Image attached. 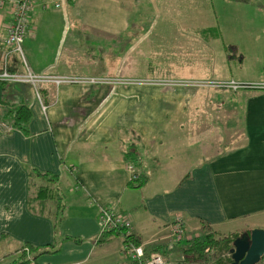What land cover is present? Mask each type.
Returning <instances> with one entry per match:
<instances>
[{"label": "crops", "instance_id": "0c3cea01", "mask_svg": "<svg viewBox=\"0 0 264 264\" xmlns=\"http://www.w3.org/2000/svg\"><path fill=\"white\" fill-rule=\"evenodd\" d=\"M175 1L33 0L21 43L25 67L11 53L12 71L111 82L43 83V102L28 84H7V104L27 105L30 119L27 135L15 128L0 132V264H14L17 257L7 262L8 257L19 256L27 245L37 252L47 247L35 264H132L122 251V234L96 245L98 206L124 214L129 234L143 248L174 243L169 225L176 216L183 222L184 241L201 236L203 227L215 236L264 230V89L130 82L206 79L204 73L167 75L161 61L152 62V38L158 55L170 42L182 47L174 55L184 64H194L193 58L226 64L227 53L246 57L224 50L223 40L234 33L242 40L236 42L250 48L251 62L264 63V5L247 14L248 24L237 26L246 19L233 8L242 10L247 0H184L182 9ZM163 16L168 23L159 25ZM9 21L4 6L0 60ZM222 78L208 79L229 81L226 74ZM226 93L236 96L229 104L220 98ZM2 95L0 84V104ZM211 113L231 132L205 131ZM129 146L148 177L138 189L126 186L122 153ZM31 168L55 176L64 204L57 222L28 204ZM173 252L168 259L178 257Z\"/></svg>", "mask_w": 264, "mask_h": 264}, {"label": "trees", "instance_id": "16d2710c", "mask_svg": "<svg viewBox=\"0 0 264 264\" xmlns=\"http://www.w3.org/2000/svg\"><path fill=\"white\" fill-rule=\"evenodd\" d=\"M1 60H0V71H1ZM8 71H12L10 67H7ZM14 84L12 82L1 81L3 95L1 97L0 104V122H4L12 126L24 135L28 134L27 124L30 119V111L27 105L19 104L16 107H9L6 101L7 97L4 94L7 84ZM16 84V83H15ZM18 84V83H17ZM20 84V83H19ZM24 84V83H23ZM251 85V84H245ZM45 86V85H44ZM44 86H39L38 95L39 98L44 101ZM47 86V85H46ZM253 88V87H251ZM260 89V88H259ZM123 159L126 163H130L133 166L135 178L127 179L126 186L131 189H138L142 187L147 181V175L139 169V160L135 151L131 146L126 147L123 151ZM28 179L30 187V197L28 199V204L33 206L38 212L48 214L53 222H57L61 218L63 210V197L61 196L58 187L56 186L55 176L49 173L40 172L36 169L28 170ZM37 180L39 183L35 182ZM207 229V228H205ZM204 230V227L203 229ZM99 231V228H98ZM99 234V233H98ZM122 234L118 230H107L99 234V238L96 241L97 246H102L105 244L108 239L113 235ZM239 235L228 234L223 236L220 239H216L214 234L209 230L204 231L203 235L194 237L188 240H182L174 242L171 246L166 245L165 243H152L144 248L143 257L146 258L151 253L157 252L162 257L168 260V253L173 250H177L180 257V263H166V264H227L230 262V249L232 247L233 239ZM78 241V240H75ZM124 242H131L134 245H140V241L134 235L128 234L124 237ZM180 244V246H179ZM28 249L30 260L25 258L23 247L19 253V256L16 258L14 264H35V258L37 255L47 252L46 249H40L37 252V248L27 245L25 246ZM216 251L221 252L222 256H217ZM132 264H136L135 261H132Z\"/></svg>", "mask_w": 264, "mask_h": 264}, {"label": "built area", "instance_id": "2783aa9c", "mask_svg": "<svg viewBox=\"0 0 264 264\" xmlns=\"http://www.w3.org/2000/svg\"><path fill=\"white\" fill-rule=\"evenodd\" d=\"M33 0H0V8L8 6L10 12V21L4 27V37L3 43L6 47L5 53L1 57V71L0 80L7 82L25 83L28 84L34 97L40 102L38 95L39 86L43 83H50L53 85H58L63 82H73V83H90V84H106L111 81L106 79L98 78H87V79H64L62 77H55L49 75H33L28 71L13 72L8 71L7 63L8 55L14 54L17 56L22 67H25L24 57L21 50V43L23 41L24 35L28 29V17L32 9ZM46 6V5H43ZM136 83H146L161 85L164 87L171 86H190L195 88H212V89H229L236 90L241 87H256L264 89V81L258 84L243 85L238 84L232 80L229 81H174V80H147V81H130ZM43 108V107H42ZM12 130V126L4 122H0V132H8ZM125 168L128 172V178H135L133 166L130 163L125 164ZM93 202V199H91ZM96 220L98 223L99 231L102 233L107 230H118L125 237L129 234V219L121 213L115 212L107 207L98 206L96 213ZM170 226V237L173 242H178L183 238V222L180 216H176ZM123 253L127 255L131 260L135 261L136 264H166V263H180V259L169 260L164 259L159 253L154 252L148 255L146 258L143 256V250L141 245H134L131 242H125ZM23 252L25 258L30 260V255L27 247H23ZM181 258V257H180ZM258 264H264V253L261 256Z\"/></svg>", "mask_w": 264, "mask_h": 264}, {"label": "rangeland", "instance_id": "374dc122", "mask_svg": "<svg viewBox=\"0 0 264 264\" xmlns=\"http://www.w3.org/2000/svg\"><path fill=\"white\" fill-rule=\"evenodd\" d=\"M247 1H248L247 6H244L242 10H239V8H233L234 15L242 16L246 19L244 22H239L237 26H243V25L248 24L249 18L247 17V14L250 13V11L255 10V9L264 5L263 0H247ZM166 4H167V6H172V5H170V3L168 1L166 2ZM46 6H48V5L46 4ZM208 6H210V5L208 4ZM174 7L178 8V9L184 8L185 7V1L179 0V3L175 1ZM211 7L217 8L219 6L213 5ZM222 10H224V9H222ZM229 10L230 9H227V12H225L226 16L229 14ZM161 18H162V22H160L159 25L162 23H164V24L168 23V17L163 16ZM151 40H152V49L151 50H152V54H153V56H151L152 62L155 63V61L156 62L161 61L164 64L163 66L165 67L167 75H169V76H182V74H185V73H191V74L204 73V75H207L206 77H204L206 79H190V80H181V81H185V82H188V81H191V82L192 81H209L208 78L224 79L222 77H224L225 74H226L227 80L234 78L236 80V82H238L239 79L247 80L250 78H260V77H263V79H264V75H263L264 63H256V62L253 63V62H251V59L249 58V54L247 53L250 51V48L248 46H246L245 44L242 45V43L240 44L239 42H236V40H240L241 42H242V40L239 37V35H234V33L230 36V38H226L223 40L224 46L226 47L224 50L226 52L234 51V52H237L240 54H244V55H246V57L239 60V58H238L239 56H237L236 58L228 57V56H230V53L229 54L227 53V55H226L227 63L226 64H216V63H212V61L210 64H206V63H203V61H201V59H199V58H193L192 59L194 64H184V63H182L184 58H181L177 55H174V54H177V51L179 48L180 49L182 48V47H177L178 46L177 43L171 44L169 42L168 44H170V45L167 44L168 46H167L166 50L163 51V54L158 55L159 50H157V47H156L157 45L155 44V40H154V38H152ZM195 46L198 50H204V48L200 42H197L195 44ZM205 50L216 53L218 50H221V49L209 48V49H205ZM155 52H156V54H155ZM238 60H239V62H237ZM9 61H10V57L7 59V63H9ZM170 62H171V64H170ZM209 75H213V76H209ZM216 75H219V77H216ZM252 75H255V76L252 77ZM238 83H240V82H238ZM235 97L236 96H234V94H228V93L220 96V98H223L222 100H224V102L226 104H229L232 101L231 99L235 98ZM238 104H239V102H238ZM221 114L223 115L224 113L221 112ZM203 125H204L203 129L205 131L212 132V129H218L216 131L223 132L225 134L230 131V128L221 127L222 122L219 120H216L215 117L212 115V113L210 114V117L205 118ZM227 143H228L227 144L228 146L231 145V141H229ZM243 223H245L247 226H249L248 220H243ZM250 230L251 229H249V231ZM204 231H207V229L204 228V230H202V232H201V235H203ZM214 237L216 239H220L223 236H214ZM184 238H185V236H184ZM184 238H182L180 241L184 240ZM169 246H171V244ZM11 250H13V249H11ZM173 251H170L169 253H174ZM216 253H218V254H216L217 256H222L220 254L221 252L216 251ZM14 254L15 253H12L8 257L7 262H11L16 257H18L17 255H14ZM176 256H178V257H175L172 260H175V259L181 260L180 255H176ZM168 260H171V259H168ZM87 264H90V262L88 261Z\"/></svg>", "mask_w": 264, "mask_h": 264}, {"label": "water", "instance_id": "95a60500", "mask_svg": "<svg viewBox=\"0 0 264 264\" xmlns=\"http://www.w3.org/2000/svg\"><path fill=\"white\" fill-rule=\"evenodd\" d=\"M227 264H257L264 253V230L254 228L239 233L233 241Z\"/></svg>", "mask_w": 264, "mask_h": 264}]
</instances>
